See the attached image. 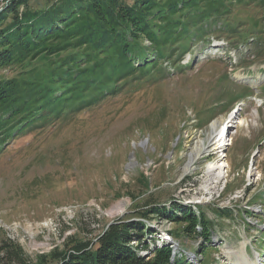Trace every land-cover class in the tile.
<instances>
[{"label":"rangeland","instance_id":"obj_1","mask_svg":"<svg viewBox=\"0 0 264 264\" xmlns=\"http://www.w3.org/2000/svg\"><path fill=\"white\" fill-rule=\"evenodd\" d=\"M234 8L233 32L209 31L208 41H195L180 59L184 66L194 57L189 67L166 60L160 73L125 80L98 101L64 107L7 139L0 149V244L10 240L28 262L40 264L75 241L94 242L116 222L141 220L155 230V240L137 249L146 259L154 247L176 250L179 241L191 264L248 258L264 264V247L255 255L264 240V9ZM250 89L244 117L215 149L212 125L220 129L237 104L233 98ZM200 141L203 152L186 166ZM218 160L227 162L219 175L208 169ZM177 205H201L212 220L202 256L193 247L205 241L185 235L173 241L168 233L177 224L168 210ZM155 206L167 208L166 216L149 213ZM217 209L223 214L215 216ZM144 211L149 215L140 217Z\"/></svg>","mask_w":264,"mask_h":264},{"label":"trees","instance_id":"obj_2","mask_svg":"<svg viewBox=\"0 0 264 264\" xmlns=\"http://www.w3.org/2000/svg\"><path fill=\"white\" fill-rule=\"evenodd\" d=\"M30 1L1 0L0 70L7 68L11 76L0 77V149L15 133L64 107L90 105L125 80L160 73L166 60L183 69L181 55L195 41L209 31L233 32L235 5L264 9V0ZM177 206L168 210L167 218L177 221L168 233L173 241L181 235L205 241L193 247L202 256L210 249L212 220L201 205ZM146 211L140 217L148 216ZM166 211L155 206L149 213L166 216ZM154 235L141 220L116 222L94 242L75 241L40 264H191L179 241L176 250L164 243L154 247L152 258L140 256L137 249ZM0 254V264H33L10 240L0 244Z\"/></svg>","mask_w":264,"mask_h":264},{"label":"bare ground","instance_id":"obj_3","mask_svg":"<svg viewBox=\"0 0 264 264\" xmlns=\"http://www.w3.org/2000/svg\"><path fill=\"white\" fill-rule=\"evenodd\" d=\"M221 127V126H220ZM212 128H213V130H214V133H213V139H214V141H215V139L217 138V140H216V145H215V149L216 148H218L219 147V140H218V138L219 139H221L222 137L224 138V140H226V142L228 143V140H229V138H228V136H223L224 134H223V132L222 133H220L219 134V132H218V129H219V122L216 124V123H214L213 125H212ZM230 128V127H229ZM229 128H228V130H229ZM227 130V131H228ZM219 135H220V137H219ZM209 139V138H208ZM205 142H203V141H200V144L197 146V149L194 151V152H192V153H190V157H189V161H188V163H187V165L186 166H189V165H191L198 157H199V154H201L202 152H203V149H202V147H203V144H204ZM221 160H218V161H216V162H210L209 164H208V169H209V171H213L214 173H215V171L217 170V169H220L221 167H224V165L226 166L227 165V162L225 161V162H220ZM220 162V163H219ZM187 168V167H186ZM222 170V169H221ZM221 170H217L216 171V173H217V175H219L221 172H223V170L221 171ZM237 255H239V256H241V258H243L245 255H244V252H243V247H242V249H241V251H239L238 253H237ZM249 259V258H248ZM247 259V260H248ZM246 260V264H251L250 262H248ZM243 262V261H242ZM243 262V263H244Z\"/></svg>","mask_w":264,"mask_h":264}]
</instances>
